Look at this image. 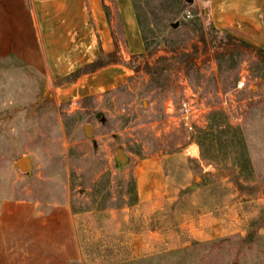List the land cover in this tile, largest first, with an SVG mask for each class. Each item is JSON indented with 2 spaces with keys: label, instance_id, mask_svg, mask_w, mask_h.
Returning a JSON list of instances; mask_svg holds the SVG:
<instances>
[{
  "label": "rangeland",
  "instance_id": "1",
  "mask_svg": "<svg viewBox=\"0 0 264 264\" xmlns=\"http://www.w3.org/2000/svg\"><path fill=\"white\" fill-rule=\"evenodd\" d=\"M132 1L140 55L113 0L110 35L94 9L90 39L66 42L45 3L38 37L0 55V264H264V49L214 29L206 0ZM189 90L193 131L176 117ZM216 120L243 141L204 157ZM157 158L166 194L137 204V166ZM121 238L127 253L99 252Z\"/></svg>",
  "mask_w": 264,
  "mask_h": 264
},
{
  "label": "crops",
  "instance_id": "2",
  "mask_svg": "<svg viewBox=\"0 0 264 264\" xmlns=\"http://www.w3.org/2000/svg\"><path fill=\"white\" fill-rule=\"evenodd\" d=\"M206 2V14L214 29L220 33L233 34L257 48L264 49V0H206ZM45 3L46 6L49 5L47 3L53 4L54 8L59 6L58 17L54 11L48 13L47 17L54 16L60 20L59 34L65 36L66 42L74 43L82 36L86 40L87 35L90 39L92 28L87 24L88 14L93 13L94 9L98 10L96 17L102 26V34L111 33L109 17L103 10L104 7H109L108 0H0V42L4 46L0 55L11 54L14 49H25L22 48L24 45H27L34 36L38 37L41 17L45 16L41 11ZM113 3L117 9L120 32L124 37L127 51L131 55L142 54L145 48L144 41L133 1L113 0ZM136 189L137 204L166 194L163 168L158 158L146 159L138 164ZM55 232L57 231L54 225H45L37 229L40 238H47ZM83 237L85 236H82L81 240Z\"/></svg>",
  "mask_w": 264,
  "mask_h": 264
},
{
  "label": "trees",
  "instance_id": "3",
  "mask_svg": "<svg viewBox=\"0 0 264 264\" xmlns=\"http://www.w3.org/2000/svg\"><path fill=\"white\" fill-rule=\"evenodd\" d=\"M216 115L217 113H214V117H216ZM215 127L220 128V130L217 133H216ZM221 127H224V128H221ZM231 130H234L235 132L232 135V137H229V138H231L232 140L242 142L243 140H242L241 134L238 133V127L237 128H232V127L226 128L225 125H223L222 122L219 120H216L214 123H212L204 132H202L199 135L198 140H197L201 148V151H202V156L205 157L204 151L208 143H210L211 141H214L216 138L221 139L226 134H229ZM139 232H140V228L139 230L135 231V233H139ZM126 244H127V241L121 238L117 241H112V242H107V243L101 242V243H98L97 246H98L99 252L103 251L104 255L108 256L109 254L110 255L113 254V252H116L115 250H118L120 248L124 250L123 251L124 253H127L128 245Z\"/></svg>",
  "mask_w": 264,
  "mask_h": 264
},
{
  "label": "built area",
  "instance_id": "4",
  "mask_svg": "<svg viewBox=\"0 0 264 264\" xmlns=\"http://www.w3.org/2000/svg\"><path fill=\"white\" fill-rule=\"evenodd\" d=\"M237 86L239 89L245 87L244 77H242V79L238 82ZM189 91L191 93V99L188 98L187 100L183 101L182 106L179 109L180 115H175L177 112L173 102L168 104V113L170 116H176L178 118L179 124L185 129L188 131H193L195 124H197L196 122L199 120V108L195 106L193 101H191L196 95L191 92V90Z\"/></svg>",
  "mask_w": 264,
  "mask_h": 264
},
{
  "label": "water",
  "instance_id": "5",
  "mask_svg": "<svg viewBox=\"0 0 264 264\" xmlns=\"http://www.w3.org/2000/svg\"><path fill=\"white\" fill-rule=\"evenodd\" d=\"M85 130L88 132L91 128V126L89 125H86L84 126ZM26 159H22L21 161L18 162V166L22 169V170H25L26 169Z\"/></svg>",
  "mask_w": 264,
  "mask_h": 264
}]
</instances>
